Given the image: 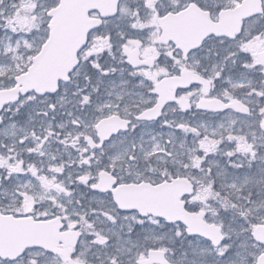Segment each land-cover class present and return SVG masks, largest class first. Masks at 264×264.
I'll return each instance as SVG.
<instances>
[{"label":"snow or ice","instance_id":"obj_1","mask_svg":"<svg viewBox=\"0 0 264 264\" xmlns=\"http://www.w3.org/2000/svg\"><path fill=\"white\" fill-rule=\"evenodd\" d=\"M0 264H264V0H0Z\"/></svg>","mask_w":264,"mask_h":264}]
</instances>
